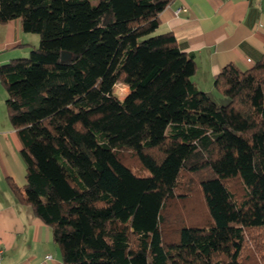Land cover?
Masks as SVG:
<instances>
[{
	"label": "trees",
	"instance_id": "1",
	"mask_svg": "<svg viewBox=\"0 0 264 264\" xmlns=\"http://www.w3.org/2000/svg\"><path fill=\"white\" fill-rule=\"evenodd\" d=\"M96 1L0 0V24L39 39L0 65L17 201L62 264H264V54L214 75L217 105L173 34L156 33L174 0ZM194 195L207 225L167 228Z\"/></svg>",
	"mask_w": 264,
	"mask_h": 264
},
{
	"label": "crops",
	"instance_id": "2",
	"mask_svg": "<svg viewBox=\"0 0 264 264\" xmlns=\"http://www.w3.org/2000/svg\"><path fill=\"white\" fill-rule=\"evenodd\" d=\"M178 8L182 11L175 14ZM165 32H171L179 50L193 58L196 88L215 104L223 105L226 98L214 88V75L230 63L249 69L264 54V0H174L159 15L156 33ZM38 42V36L21 30L18 19L0 24V65L26 56ZM5 99L0 84L2 264H62L51 229L33 215L29 206L17 201L9 186V182L24 185L25 168Z\"/></svg>",
	"mask_w": 264,
	"mask_h": 264
},
{
	"label": "rangeland",
	"instance_id": "3",
	"mask_svg": "<svg viewBox=\"0 0 264 264\" xmlns=\"http://www.w3.org/2000/svg\"><path fill=\"white\" fill-rule=\"evenodd\" d=\"M91 4H96V0H88ZM38 36V35H36ZM26 56L23 57H27ZM123 84H116L114 86L113 93L119 100L124 98L120 97V93L116 89L121 88ZM129 92V90H128ZM117 94V95H116ZM173 217L169 216L166 225L167 228H179V227H202L207 225L208 214L205 209L204 203L197 195H194L186 202L180 200L176 202L170 209ZM172 226V227H170Z\"/></svg>",
	"mask_w": 264,
	"mask_h": 264
},
{
	"label": "built area",
	"instance_id": "4",
	"mask_svg": "<svg viewBox=\"0 0 264 264\" xmlns=\"http://www.w3.org/2000/svg\"><path fill=\"white\" fill-rule=\"evenodd\" d=\"M182 11L181 8H178L175 10V14H178ZM3 257H4V250L2 248H0V264H2V261H3Z\"/></svg>",
	"mask_w": 264,
	"mask_h": 264
},
{
	"label": "bare ground",
	"instance_id": "5",
	"mask_svg": "<svg viewBox=\"0 0 264 264\" xmlns=\"http://www.w3.org/2000/svg\"><path fill=\"white\" fill-rule=\"evenodd\" d=\"M116 90H117L118 93H120V97H122V98L125 97L127 91H126V89H125L124 86H121V88L116 89ZM116 95H117V94H116Z\"/></svg>",
	"mask_w": 264,
	"mask_h": 264
},
{
	"label": "water",
	"instance_id": "6",
	"mask_svg": "<svg viewBox=\"0 0 264 264\" xmlns=\"http://www.w3.org/2000/svg\"><path fill=\"white\" fill-rule=\"evenodd\" d=\"M65 56H66V54H64V57H65ZM64 57H63V58H64Z\"/></svg>",
	"mask_w": 264,
	"mask_h": 264
}]
</instances>
